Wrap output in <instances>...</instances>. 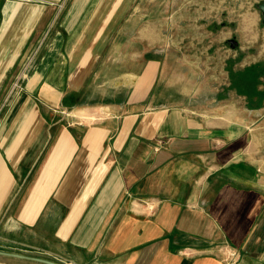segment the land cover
<instances>
[{
  "label": "crops",
  "instance_id": "1",
  "mask_svg": "<svg viewBox=\"0 0 264 264\" xmlns=\"http://www.w3.org/2000/svg\"><path fill=\"white\" fill-rule=\"evenodd\" d=\"M124 1L0 0V96L31 64L0 121V177L6 161L24 177L8 218L24 245L1 250L61 264H264V104L162 100L166 62L118 36Z\"/></svg>",
  "mask_w": 264,
  "mask_h": 264
},
{
  "label": "rangeland",
  "instance_id": "2",
  "mask_svg": "<svg viewBox=\"0 0 264 264\" xmlns=\"http://www.w3.org/2000/svg\"><path fill=\"white\" fill-rule=\"evenodd\" d=\"M263 3L264 0H128L122 5L123 17L114 19L124 26L123 33L118 36L124 41L140 42V45L131 42L130 50L151 49L166 62L162 100L169 101L172 97V102L182 103L183 100L187 105L208 111L219 101L231 99L233 94L261 107L264 104V75L258 80L251 77L252 88L258 90L252 99L247 96L251 90L249 86H240L242 88L238 90L235 83L239 86L238 72L264 63V15L260 9ZM10 51L8 61L17 55L19 48ZM117 59L118 56L114 57L112 63L116 64ZM106 66V75H115L116 65ZM30 67L31 64L24 65L14 80H8V92L0 96V121L8 115L14 94L26 86ZM1 81L0 88L3 89ZM177 92L192 95L182 97ZM32 99L37 102L38 98ZM90 99L86 96L84 100ZM54 116L62 120L61 115ZM20 163L24 167L23 161ZM5 164L7 175L5 179L0 177V200L4 202L0 213V250L23 246L25 238L23 232H10L15 225L8 224L24 177L8 161ZM0 264L30 263L0 258Z\"/></svg>",
  "mask_w": 264,
  "mask_h": 264
},
{
  "label": "trees",
  "instance_id": "3",
  "mask_svg": "<svg viewBox=\"0 0 264 264\" xmlns=\"http://www.w3.org/2000/svg\"><path fill=\"white\" fill-rule=\"evenodd\" d=\"M263 64L264 63H258V64H254L252 66H249L247 68H245L244 70L238 72L236 74V77H239V86H237V82L235 83V88H237L238 90H241L242 87L240 86H244L247 87L249 86L251 89L249 93H247V96L250 97L252 99L253 96L257 95L258 90L257 89H253V82L251 80V77H254L256 80L259 79V77L264 75V68H263ZM238 80V79H237ZM236 80V81H237Z\"/></svg>",
  "mask_w": 264,
  "mask_h": 264
},
{
  "label": "water",
  "instance_id": "4",
  "mask_svg": "<svg viewBox=\"0 0 264 264\" xmlns=\"http://www.w3.org/2000/svg\"><path fill=\"white\" fill-rule=\"evenodd\" d=\"M261 12L264 15V3L262 6H260ZM0 257H5V258H11V259H16V260H24V261H30L38 264H61L56 261H52L49 259L41 258V257H36V256H29L25 254H20V253H15V252H7V251H2L0 250Z\"/></svg>",
  "mask_w": 264,
  "mask_h": 264
},
{
  "label": "built area",
  "instance_id": "5",
  "mask_svg": "<svg viewBox=\"0 0 264 264\" xmlns=\"http://www.w3.org/2000/svg\"><path fill=\"white\" fill-rule=\"evenodd\" d=\"M238 258V254L234 251V250H229L227 255H226V262H229V261H234Z\"/></svg>",
  "mask_w": 264,
  "mask_h": 264
},
{
  "label": "bare ground",
  "instance_id": "6",
  "mask_svg": "<svg viewBox=\"0 0 264 264\" xmlns=\"http://www.w3.org/2000/svg\"><path fill=\"white\" fill-rule=\"evenodd\" d=\"M87 117V116H86Z\"/></svg>",
  "mask_w": 264,
  "mask_h": 264
}]
</instances>
